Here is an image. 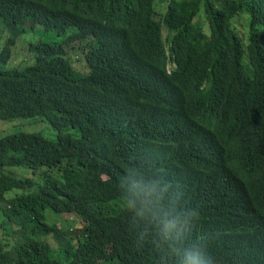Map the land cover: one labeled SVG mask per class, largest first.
Returning a JSON list of instances; mask_svg holds the SVG:
<instances>
[{
	"label": "trees",
	"instance_id": "trees-1",
	"mask_svg": "<svg viewBox=\"0 0 264 264\" xmlns=\"http://www.w3.org/2000/svg\"><path fill=\"white\" fill-rule=\"evenodd\" d=\"M38 116L0 264H264V0H0V121Z\"/></svg>",
	"mask_w": 264,
	"mask_h": 264
},
{
	"label": "rangeland",
	"instance_id": "rangeland-1",
	"mask_svg": "<svg viewBox=\"0 0 264 264\" xmlns=\"http://www.w3.org/2000/svg\"><path fill=\"white\" fill-rule=\"evenodd\" d=\"M43 37L45 36L38 29L32 30L28 26H26L25 31L21 33V35L17 40L13 61L16 64H17V60L19 62L22 61L23 63L21 64V66L32 63V61H29L27 59L29 57V54L27 53L29 44L35 43L37 40ZM75 56H81V54L76 53L72 55V57ZM13 132H35V133H40L41 135L49 139H54L56 136V132L48 125L46 121H43L40 116L35 118H27V119H14L7 122L0 121V136ZM46 215L49 216V218H51V216H54L57 219L59 218L58 215L52 214L49 211L46 212ZM63 219L68 220V222L72 223L71 220H76L77 217L72 213H63L60 219L58 220H63ZM58 224H61L60 221H58Z\"/></svg>",
	"mask_w": 264,
	"mask_h": 264
},
{
	"label": "clouds",
	"instance_id": "clouds-1",
	"mask_svg": "<svg viewBox=\"0 0 264 264\" xmlns=\"http://www.w3.org/2000/svg\"><path fill=\"white\" fill-rule=\"evenodd\" d=\"M185 264H187V261H185Z\"/></svg>",
	"mask_w": 264,
	"mask_h": 264
},
{
	"label": "bare ground",
	"instance_id": "bare-ground-1",
	"mask_svg": "<svg viewBox=\"0 0 264 264\" xmlns=\"http://www.w3.org/2000/svg\"><path fill=\"white\" fill-rule=\"evenodd\" d=\"M227 157V156H226Z\"/></svg>",
	"mask_w": 264,
	"mask_h": 264
}]
</instances>
